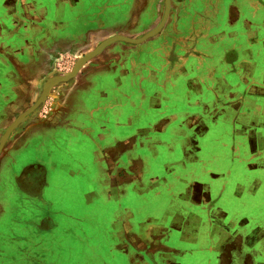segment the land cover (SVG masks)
Returning a JSON list of instances; mask_svg holds the SVG:
<instances>
[{
    "label": "rangeland",
    "instance_id": "374dc122",
    "mask_svg": "<svg viewBox=\"0 0 264 264\" xmlns=\"http://www.w3.org/2000/svg\"><path fill=\"white\" fill-rule=\"evenodd\" d=\"M232 1L234 6L223 0H169L167 17L155 35L138 44L117 39L97 50L74 74L72 94L67 86L74 75L65 76L104 41L117 36L138 39L155 28L165 0H0V140L11 124L13 131L38 133L45 126L75 122L102 151L111 152V184L122 187L125 208L121 213L118 205L92 199L86 185L59 180L58 193L56 188L49 193L53 218L33 226L30 241L0 252L6 254H0V264H152V253L161 255L159 234L145 229L158 218L177 223L190 218L189 241L207 226V253H192L193 258L205 256L203 264H244L247 258L252 262L254 250L243 243L253 229L247 223L249 214L222 200L224 187L246 188L254 176L264 177V162L253 158L264 152L248 146V130L235 131V137L230 120L226 125L230 100L226 95L213 98L199 82L205 73L199 64L207 62L218 64L211 72L227 79L228 93L263 86L262 70L250 80L230 76L238 61L247 65L249 58L264 59V3ZM230 7L238 11H230L229 25L240 22L241 30L232 38L211 40ZM250 26L256 27L255 34L249 30L252 36L246 33ZM137 60L143 65L140 74H168L170 69L175 79L171 94L176 99L161 102L154 114L145 108L143 116L127 113L135 109L121 105L117 85L109 80L110 75L132 74ZM187 65L196 81L193 96L186 100ZM242 72L247 77V68ZM73 98L74 109L66 105ZM189 202L198 205L186 211ZM249 213L256 229L264 225V210ZM124 220L131 227H122ZM211 220L232 225L211 234ZM159 229L165 234V228ZM140 231L144 243L136 241ZM255 238L256 254L263 256L264 230Z\"/></svg>",
    "mask_w": 264,
    "mask_h": 264
},
{
    "label": "crops",
    "instance_id": "0c3cea01",
    "mask_svg": "<svg viewBox=\"0 0 264 264\" xmlns=\"http://www.w3.org/2000/svg\"><path fill=\"white\" fill-rule=\"evenodd\" d=\"M225 1L234 6L232 0H223V2ZM254 1L250 0L251 3H254ZM261 1L264 3V0ZM254 6L251 5V7ZM231 10L232 7L226 10V14L221 16L223 27L221 30L213 31L210 39L221 38L222 36L224 38H232V35L241 30L240 22H236L235 26L229 25V22L232 21L231 18H233ZM232 11H238V8L236 7ZM243 27L246 28V26ZM252 29L254 34L256 32V27H248L246 33L249 36L253 35L249 31ZM189 66H184L186 75H183L185 78L183 91L189 95L185 99L193 96L192 84L196 81L193 76L190 77L192 70H190ZM199 66L203 67L201 69H205V73L204 71L201 73L199 80L202 83V87L207 85L209 93L215 99L226 95L227 100H230L225 112L227 116L229 114L226 118V125L228 120H230V123L233 124L232 131L235 137V131L239 129L248 130V146L258 149L264 146V59L249 58L247 65L245 63L240 64V61L237 62L234 76H230L232 79L250 80L260 70L263 72V86H259V84L255 87L249 86V89L242 94L238 87L235 90L233 88L228 93L225 87L227 79L218 78L217 74L214 75L211 72L214 67H219L218 64L214 63L212 65L206 62V64L201 63ZM133 67L135 68L132 74L110 75L111 79H109L117 85L121 105L127 110L135 109L127 113L135 112L134 115L143 116L145 108L149 114H154L157 112L155 109L159 108L161 102L170 101V99L174 101L176 99V96L171 94L172 82L175 79L170 75V69H168V74H162L157 70V72L150 75H142L139 71L143 67L140 61L137 60ZM151 68L157 69L156 67ZM186 68L189 70H186ZM243 68H247V77H243ZM75 83L74 75L67 86L71 89L72 94H75ZM87 83L89 84V82ZM249 85L251 84L249 83ZM244 97H247V102L245 103L241 101ZM202 98L203 94L201 95ZM185 103L191 104L190 101ZM66 105H71V108L74 109L75 98ZM203 110L205 113L208 112V109L204 108ZM137 129L140 128L137 127ZM185 129L190 130L189 127ZM0 145V252L12 250V248H9L10 246L15 247L18 243L23 244L26 241H30L31 228L46 217L53 218L51 213L53 204L50 202L52 198H50L49 193H52L54 188H56V193H58L57 185L59 180L62 182L72 180L74 184L86 185L88 188H82H87L88 194L92 195V199L99 197L108 201L111 205L114 204L115 207L118 205L121 213L125 210L121 201L122 187H114L111 184V152L109 150L102 151L101 145L94 138L85 130L75 127V122L72 124L63 122L45 126V128H40L38 133H26L22 129L12 130V133ZM258 155H253V158H256L255 161L264 162V155ZM106 168L108 169L106 170ZM77 186V190L81 188V186L79 188ZM76 188L72 189V192L74 191V201L75 198L78 199L75 196ZM224 191L225 196L222 203L231 204V209L237 208L236 210H243L244 213L247 211L249 214L247 223L255 228V220L251 218L253 215L249 212L264 210V177L255 178L254 176L252 183H249L246 188L231 186L224 187ZM242 202L245 203L243 204ZM73 205L75 206V204ZM196 205L198 204L185 203L184 209L191 211ZM237 219L238 223L240 218ZM128 225L127 220H124L122 227ZM129 226L131 227V224ZM146 226L145 232L151 230L153 233L159 234L157 237L161 247L167 246V249L170 250L172 246L169 243H165L166 241L169 242V239L182 244L179 254L167 256L164 264H173L172 259L181 260V264H192V258L188 256V253L192 252L193 249L203 253L208 249L207 242L211 241V239L209 240L207 226L200 227L201 231H198L200 234L189 241L190 233L187 234V232L191 226L190 218H185L178 223L172 220L166 223L152 222L147 223ZM160 227L165 228V234L160 235V229L158 230ZM252 236L250 241L255 244L257 240L254 235ZM135 237L137 238V243H144L143 231L136 232ZM188 241L190 243L191 241L194 243L199 242L200 245L190 246L187 245ZM260 243V246L264 248V239ZM5 244L7 245L6 248L3 246ZM15 249L17 248L15 247ZM13 252L21 253L23 251L13 250ZM0 254L3 255L5 253ZM260 257L264 258V255ZM205 258V256H200L199 263L202 264ZM237 260H239V257Z\"/></svg>",
    "mask_w": 264,
    "mask_h": 264
},
{
    "label": "flooded vegetation",
    "instance_id": "af4514ba",
    "mask_svg": "<svg viewBox=\"0 0 264 264\" xmlns=\"http://www.w3.org/2000/svg\"><path fill=\"white\" fill-rule=\"evenodd\" d=\"M263 143V142H262ZM256 150H258V151H260V150H262L263 152H264V147H262V148H260V149H258V148H255ZM243 204L245 203V202H242ZM45 219H48V217H46ZM44 220V219H43ZM235 220V219H234ZM213 221L214 220H211V224L209 225V226H211V234L213 233V231H216V233L218 234L219 233V231L221 230V228H223V226H226V225H232V224H223L222 222H221V220H220V222L221 223H218L217 224V222H218V220H216L214 223H213ZM157 223V222H163V218H158V219H156L155 221H154V223ZM168 222V221H167ZM173 222H175L174 220H173ZM166 223V222H165ZM233 225H237V221L235 220V221H233ZM264 230V225H260V226H258L257 227V229H256V227L255 228H253L252 229V233L251 234H249V236H247V237H245V239L243 240V243H244V245L248 248V251H252V250H254V252H252V257H251V260H252V262H250L249 260H248V258L246 259V261H244V264H264V258H262V257H260V255H261V253L260 254H256V250H255V246H256V244L257 243H255V244H253L251 241H250V239H251V236L252 235H256V234H260V232L261 231H263ZM201 231V230H200ZM188 233V232H187ZM249 233V232H248ZM216 234V235H217ZM201 235H203V233H201ZM208 236H209V234H208ZM253 237V236H252ZM263 237V236H262ZM174 241V240H173ZM175 242V241H174ZM258 242V241H257ZM165 243H167V241L165 242ZM187 243V242H186ZM196 243H198L199 245H200V243L199 242H196ZM175 244H177V246L178 247H173L172 246V248L170 249V250H168L167 249V246H164V247H160V249L159 250H161V255L160 256H158L159 255V253L158 254H156L155 255V253L153 254L152 253V259H153V261H152V264H164V261H165V259H167V256H169V255H174V254H179V252H180V248L182 247V244H179L178 242H175ZM193 244H195V243H190V242H188L187 243V245H192V246H194ZM207 244H208V242H207ZM198 245V246H199ZM205 245V244H204ZM171 246V245H170ZM207 248H208V245H207ZM167 250H168V252H167ZM207 251L208 250H206V251H204L203 253H200V255H202V254H205V253H207ZM195 252H197V251H194V253ZM192 253H193V250H192V252H189L188 253V256L189 257H191L192 259H191V263L192 264H197V263H199V260H198V258L200 257H195L194 256V258H193V255H192ZM238 258V257H237ZM196 259V260H195ZM156 261V262H155ZM172 262H173V264H181L182 263V261L181 260H179V259H175V260H173L172 259ZM238 262H242V260L241 259H239V261ZM199 264H201V263H199ZM203 264V263H202Z\"/></svg>",
    "mask_w": 264,
    "mask_h": 264
},
{
    "label": "water",
    "instance_id": "95a60500",
    "mask_svg": "<svg viewBox=\"0 0 264 264\" xmlns=\"http://www.w3.org/2000/svg\"><path fill=\"white\" fill-rule=\"evenodd\" d=\"M168 9H169V0H165V11H164V14H163V17L160 21V23L155 27L153 28L152 30H150L149 32H147L146 34H144L142 37L138 38V39H129V38H126V37H122V36H117V37H112L106 41H104L102 44H100L98 46L97 49L93 50L92 52H90L87 56H85L83 58V60H81L76 66L75 68L72 70V72L68 75L65 76V78H69L71 76H73L77 71L78 69L84 64V62L90 57L92 56L95 52H97V50L103 48L104 46H106L107 44L113 42L114 40H122V41H125V42H130V43H135V44H138V43H141L143 42L144 40H146L147 38L149 37H152L153 35H155L158 30L161 28V26L163 25L166 17H167V12H168ZM15 125L14 124H11L5 134L3 135L4 137L0 140V144L2 143V141L8 136L7 133L9 134V132H11L14 128ZM1 146V145H0Z\"/></svg>",
    "mask_w": 264,
    "mask_h": 264
},
{
    "label": "bare ground",
    "instance_id": "6f19581e",
    "mask_svg": "<svg viewBox=\"0 0 264 264\" xmlns=\"http://www.w3.org/2000/svg\"><path fill=\"white\" fill-rule=\"evenodd\" d=\"M95 41V40H94ZM40 82V81H39Z\"/></svg>",
    "mask_w": 264,
    "mask_h": 264
}]
</instances>
